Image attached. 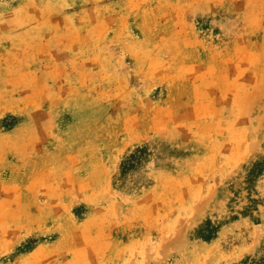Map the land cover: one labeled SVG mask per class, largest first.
Instances as JSON below:
<instances>
[{"label":"rangeland","instance_id":"1","mask_svg":"<svg viewBox=\"0 0 264 264\" xmlns=\"http://www.w3.org/2000/svg\"><path fill=\"white\" fill-rule=\"evenodd\" d=\"M0 264H264V0H0Z\"/></svg>","mask_w":264,"mask_h":264},{"label":"trees","instance_id":"2","mask_svg":"<svg viewBox=\"0 0 264 264\" xmlns=\"http://www.w3.org/2000/svg\"><path fill=\"white\" fill-rule=\"evenodd\" d=\"M207 237H209L208 235L207 236H205V238H207Z\"/></svg>","mask_w":264,"mask_h":264}]
</instances>
